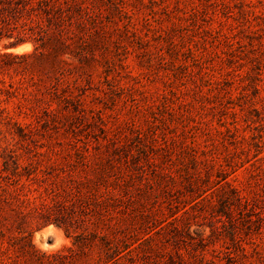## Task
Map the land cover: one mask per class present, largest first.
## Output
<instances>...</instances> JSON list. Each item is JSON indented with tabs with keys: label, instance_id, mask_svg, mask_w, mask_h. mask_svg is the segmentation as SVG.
<instances>
[{
	"label": "rangeland",
	"instance_id": "1",
	"mask_svg": "<svg viewBox=\"0 0 264 264\" xmlns=\"http://www.w3.org/2000/svg\"><path fill=\"white\" fill-rule=\"evenodd\" d=\"M86 1L96 32L79 55L93 58L64 56L81 66L65 72L70 101L51 102L47 59L7 56L33 51L31 38L0 39V166L13 153L33 171L27 193L49 184L42 172L92 178L82 158L110 164L128 197L129 264H264V0ZM34 18H10L13 35ZM15 193H0V264H63L48 256L101 224L67 198L51 217L71 224L42 226Z\"/></svg>",
	"mask_w": 264,
	"mask_h": 264
},
{
	"label": "trees",
	"instance_id": "2",
	"mask_svg": "<svg viewBox=\"0 0 264 264\" xmlns=\"http://www.w3.org/2000/svg\"><path fill=\"white\" fill-rule=\"evenodd\" d=\"M24 11L35 15L32 19L34 27L18 29L17 36H14L13 31L17 30V25L11 23L10 18H15L17 13L22 14ZM95 18L96 15L86 0H0V39L11 38L9 45L16 47L25 42L26 38H31L35 43L33 51L20 55L9 53L7 56L47 59L54 76V81L48 87L50 100L67 102L75 98L72 91L75 87L65 79V72L73 69L78 71L81 66L68 62L64 56L78 57L81 64L86 58H93V53L86 51L85 58L84 55H79V51L83 50V40L96 32ZM88 161L83 158L79 160L92 172V178L73 180L70 169L63 168L55 173L42 172V180H49V184L42 190L28 189L26 193L23 190L26 185L21 179L23 176L29 178L33 171L27 169V166H21L15 154L7 153L2 157L0 166V193L7 191L10 185L14 186L19 216L37 218L42 226L48 223L60 226L71 224L70 219L63 215L59 219L51 217L56 202L66 201L67 198L78 203L80 212L88 217L85 221L96 218V224L101 222L99 229L75 235L73 246L48 257L66 264L73 261L75 253L87 255L96 251L97 257L92 264H129L134 259L135 248L127 241L126 228L120 220L124 214L127 215L129 209L127 193L125 189H121V182L110 164ZM175 222L176 218L168 221L174 227ZM18 229L20 239L25 240L26 252H34L33 245L27 238L29 234H25L26 231L21 227ZM181 262L178 264H182ZM162 264L175 263L168 260Z\"/></svg>",
	"mask_w": 264,
	"mask_h": 264
}]
</instances>
